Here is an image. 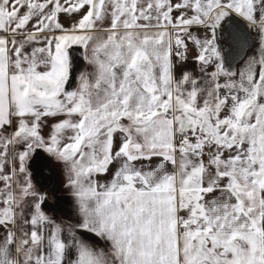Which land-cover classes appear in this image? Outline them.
I'll list each match as a JSON object with an SVG mask.
<instances>
[{"label":"snow or ice","instance_id":"snow-or-ice-1","mask_svg":"<svg viewBox=\"0 0 264 264\" xmlns=\"http://www.w3.org/2000/svg\"><path fill=\"white\" fill-rule=\"evenodd\" d=\"M0 264H264V0H0Z\"/></svg>","mask_w":264,"mask_h":264}]
</instances>
